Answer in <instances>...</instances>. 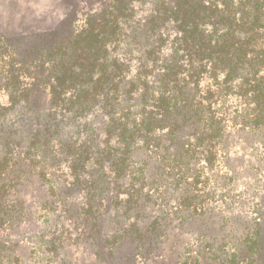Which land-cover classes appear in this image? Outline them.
I'll use <instances>...</instances> for the list:
<instances>
[{"label": "trees", "instance_id": "16d2710c", "mask_svg": "<svg viewBox=\"0 0 264 264\" xmlns=\"http://www.w3.org/2000/svg\"><path fill=\"white\" fill-rule=\"evenodd\" d=\"M97 1L61 0L55 29L0 32V264L15 259L16 190L31 177L54 198L53 227L145 257L172 223L138 225L146 212L174 193L180 222L207 215L195 178L230 130L264 135V0ZM259 234L243 238L251 264ZM53 237L55 254L66 237Z\"/></svg>", "mask_w": 264, "mask_h": 264}, {"label": "rangeland", "instance_id": "374dc122", "mask_svg": "<svg viewBox=\"0 0 264 264\" xmlns=\"http://www.w3.org/2000/svg\"><path fill=\"white\" fill-rule=\"evenodd\" d=\"M80 2L78 14L88 10L84 1ZM91 2L94 6L99 4L97 0ZM69 11L61 0H0V32L13 35L55 29ZM230 132L224 157L219 156L212 168L204 167L198 174L201 177L194 179L201 190V204L209 208L207 215L180 222V213L173 214L174 193L166 202L157 201L138 225L143 226L157 214L172 223L166 237L145 257L129 241L94 242L83 239L80 227H53L60 212L44 206L54 198L34 176L16 190L23 210L12 231L15 259L8 264H251L243 257L242 242L257 223L261 241L255 264H264V135L244 139L233 130ZM112 215L110 212L105 216L113 221L103 226L105 233L119 226L118 217L115 220ZM132 222L128 220L124 225ZM58 234L66 240L56 244L54 254L49 251V242Z\"/></svg>", "mask_w": 264, "mask_h": 264}]
</instances>
